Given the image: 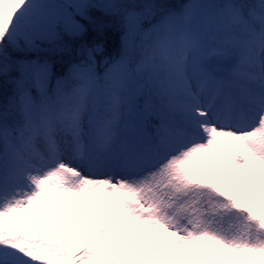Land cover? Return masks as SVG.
<instances>
[{
    "label": "snow or ice",
    "instance_id": "obj_1",
    "mask_svg": "<svg viewBox=\"0 0 264 264\" xmlns=\"http://www.w3.org/2000/svg\"><path fill=\"white\" fill-rule=\"evenodd\" d=\"M0 264H264V0H0Z\"/></svg>",
    "mask_w": 264,
    "mask_h": 264
},
{
    "label": "trees",
    "instance_id": "obj_2",
    "mask_svg": "<svg viewBox=\"0 0 264 264\" xmlns=\"http://www.w3.org/2000/svg\"><path fill=\"white\" fill-rule=\"evenodd\" d=\"M166 3L172 6L178 7L180 0H165ZM97 15H102V13H96ZM122 35L121 32L113 31L111 29L106 30V34L103 37V40L106 44V55L114 56L116 55V50L119 48L120 45V36ZM95 36V33H90L89 39Z\"/></svg>",
    "mask_w": 264,
    "mask_h": 264
},
{
    "label": "rangeland",
    "instance_id": "obj_3",
    "mask_svg": "<svg viewBox=\"0 0 264 264\" xmlns=\"http://www.w3.org/2000/svg\"><path fill=\"white\" fill-rule=\"evenodd\" d=\"M187 2V0H180V2H179V4H178V6H180L181 4H183V3H186ZM245 179V176L243 175V173H241V174H239L238 176H237V180H238V182H243V180ZM255 184H254V188H253V190H255Z\"/></svg>",
    "mask_w": 264,
    "mask_h": 264
}]
</instances>
